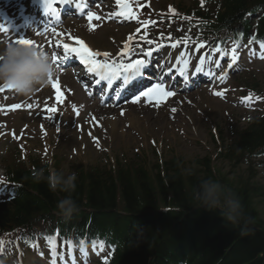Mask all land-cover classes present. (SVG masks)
Here are the masks:
<instances>
[{
  "label": "trees",
  "instance_id": "trees-1",
  "mask_svg": "<svg viewBox=\"0 0 264 264\" xmlns=\"http://www.w3.org/2000/svg\"><path fill=\"white\" fill-rule=\"evenodd\" d=\"M191 8L193 17L211 24L204 31L236 33L243 26L242 16L250 9H264V0H204L203 7L198 2ZM256 33L264 37V18ZM248 123L229 131L228 137L221 131L216 153L217 162H227L235 170L245 165L247 180L231 183L210 156L195 168L173 158L150 167L133 162H120L116 168L80 166L72 170L77 179L71 195L78 211L71 218L57 208L68 193L53 192L46 179L34 178L40 169L47 177V168L16 167L10 171L15 200L0 204V233L30 234L48 221L66 231L80 220L85 226L91 218L90 233L112 235L117 244L110 264H264V224L253 201L264 189L255 184L257 174L264 178V159L254 160L264 155V116ZM207 179L218 181L240 200L244 216L251 218L247 235L240 234L242 224L227 222L219 210L200 207L195 192Z\"/></svg>",
  "mask_w": 264,
  "mask_h": 264
},
{
  "label": "rangeland",
  "instance_id": "rangeland-1",
  "mask_svg": "<svg viewBox=\"0 0 264 264\" xmlns=\"http://www.w3.org/2000/svg\"><path fill=\"white\" fill-rule=\"evenodd\" d=\"M151 1L152 4L148 3L147 5L155 9L153 6L154 0ZM155 1L159 2L160 8L168 11L169 16L166 15L163 20L176 24L177 32L176 29L174 31L179 41L181 40L180 45L187 48V58L190 59L193 56L195 47L192 43L186 45L185 43L188 42L183 41L187 40L188 37L178 32L180 28H183V25L179 23L181 21L178 20V13L201 2V0ZM170 13H176V20L170 21L169 18L172 17ZM100 25L101 28L98 34L90 33V30L97 26H94L93 21H70L66 24V27L84 37L86 36L98 50L117 51L121 49L122 43L119 42L118 37L124 35L125 32L121 33L118 29H109L103 24ZM108 38L118 40H116V44H113ZM3 43L0 39V49L3 48ZM233 49L234 46H229L225 51L232 55ZM212 51L214 50L211 49L208 56L211 55ZM177 53H180V49ZM262 53H264V49L260 46L253 47L251 50H244L240 47V52L236 51L237 61H240L237 67H244L239 68V73L230 74L222 87L214 88V86L210 87L208 85V88L191 91L184 98H181V105L175 103L179 99L175 98L172 102L164 105L166 107L158 108V110H153L142 104L136 105V107L125 106V108L114 106L110 107L111 113L109 115L105 111L108 110L106 109L108 107L102 108L97 106L95 102L90 104L85 101L80 90L70 80L69 75L57 71L54 75V82L59 86L62 84L67 95L68 93H75L71 96V100L76 104L73 105L71 102V105L63 106L64 114L57 117L51 114L49 118L39 116V119L36 120H23L21 123L30 124L31 129L27 131V136L20 141L19 153H9L8 157L5 158V163H14L23 156L25 161L29 160L30 162V159L39 158L55 166V163L61 159V171L70 175L73 165L104 167L108 164L109 168L116 164L117 159L123 162L124 165L131 161L132 164L138 165L139 162L150 167L156 163H164L174 158L181 164L184 163L188 168H195L197 161L205 158V156H210L213 158L215 169L220 171L221 175L227 176L231 183H239L241 178L247 180L245 165L235 170L227 162H217L219 159L215 155L220 148V140L216 141L215 144L211 135L215 136L213 130L218 127V131L223 129L225 132L229 128L244 127L248 119L259 114L258 108L251 107L249 103L251 101L244 97L245 95H243L240 88L247 92L248 90L251 91L252 87L256 85L258 88L255 89L264 93V59L261 58ZM230 64L231 66L235 65L231 62ZM211 65L212 63L209 66ZM45 87H47L46 94L50 93L51 98L54 87L48 83ZM218 92L223 93V95H216ZM63 101L55 105L53 99H50L54 109H58L59 106L62 107ZM81 109L83 110L81 116L76 118L74 116L75 110L80 111ZM121 112L124 114L121 115ZM159 116V124L157 126L153 125V122ZM31 117L34 118V115L32 114ZM17 141L16 139L5 141L2 144L1 153H4L8 147L9 149L6 151H15V148L12 147ZM156 154H158L157 158H155ZM138 155L139 157L136 158L135 156ZM125 159L127 160L125 161ZM261 179L260 174H257L255 184H257V187L264 188V181ZM253 201L254 208L260 215V223L264 224V189L262 196L255 197ZM12 240H15L14 236L0 235V248L8 246ZM32 255L35 254L25 251L24 255H21L22 263L41 264L37 262V259L31 257ZM9 258H5V264H13L11 262L13 257ZM51 258H53V255H47V260ZM21 260L18 259V264Z\"/></svg>",
  "mask_w": 264,
  "mask_h": 264
},
{
  "label": "clouds",
  "instance_id": "clouds-1",
  "mask_svg": "<svg viewBox=\"0 0 264 264\" xmlns=\"http://www.w3.org/2000/svg\"><path fill=\"white\" fill-rule=\"evenodd\" d=\"M55 73L51 57L36 47L9 42L0 49V86L8 87L20 96L31 97L38 87L47 85L49 77ZM34 178L37 181L46 179L53 192L59 190L68 193L57 204L62 216L71 218L78 211L71 195L76 188L75 173L64 176L49 168L45 177L44 169H40L34 173ZM195 199L200 207L219 210L227 222L233 225L242 224L240 234L247 235L251 218L244 216L242 204L236 195L218 181L207 179L201 182L195 192Z\"/></svg>",
  "mask_w": 264,
  "mask_h": 264
},
{
  "label": "snow or ice",
  "instance_id": "snow-or-ice-1",
  "mask_svg": "<svg viewBox=\"0 0 264 264\" xmlns=\"http://www.w3.org/2000/svg\"><path fill=\"white\" fill-rule=\"evenodd\" d=\"M203 2L204 0H201V6L203 7ZM53 3H59V4H70L71 0H43V5L45 7V10H49L51 8V5ZM117 3H121V0H117ZM76 8H81V4H76ZM88 19L89 21L93 19H100V17L95 16L92 13L88 14ZM0 29H3L4 31H7V28H4L3 25H0ZM55 31V29H53ZM15 43L17 44H22L26 45L29 47H36L34 45L33 41L30 39H25L24 37H20L19 39L15 40ZM79 46L78 47H73L67 43L63 45V53L61 56H56L55 54L52 56V63L56 65L59 68H63L64 64L63 61L67 60L69 56H71L73 53L80 58V62L85 64L87 66V71L89 73H93L96 76L100 78V80H108L111 81L116 78L122 77L121 82L125 85H131L132 83L139 84L141 79L143 78V70L146 67V61L141 59V60H136L135 62H130L127 64L120 65L119 67H116L115 65L111 63H101L97 61L95 58L98 56H105L107 57L109 54L108 53H98V52H92L87 48V46L84 44V42L78 41ZM175 47V45H173ZM201 48L204 47L203 44L200 45ZM261 48L264 49V43L261 44ZM232 56H231V62L234 64L236 60L238 59V56L236 54V49L234 48L232 50ZM147 57L152 56V51L149 50L146 53ZM262 59H264V53H262L261 56ZM231 67V64L229 65ZM223 79V77H221ZM52 80V76L49 77V81ZM55 87L57 96L56 99L59 101L61 99L59 93H60V87L58 84L53 85ZM5 89H10L8 87L2 86L0 87V91H4ZM153 94H156L158 96H163V97H171L175 95L174 92L172 91H165V86L161 83H156L153 85L151 88H149L147 91H144L142 95L144 97H149ZM216 95H223V93H216ZM140 96H136V99L133 100V103H136L139 101ZM21 107L20 105H15L14 108H19ZM31 107V105H29ZM46 111H55V109H46ZM175 111V109H173ZM124 113L121 112V115ZM10 198H14V194H10Z\"/></svg>",
  "mask_w": 264,
  "mask_h": 264
},
{
  "label": "bare ground",
  "instance_id": "bare-ground-1",
  "mask_svg": "<svg viewBox=\"0 0 264 264\" xmlns=\"http://www.w3.org/2000/svg\"><path fill=\"white\" fill-rule=\"evenodd\" d=\"M108 40L111 41L109 38H108ZM110 110H111V109L105 110L106 113H107V115H109V114L111 113ZM148 114H149V113H148ZM134 117H135V116H134ZM133 120H135V119H133ZM159 122H160V116H159V118H158L157 120H155V121L153 122V125L155 124V126H157V124H159ZM178 256H179V255H178Z\"/></svg>",
  "mask_w": 264,
  "mask_h": 264
}]
</instances>
